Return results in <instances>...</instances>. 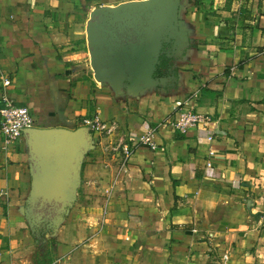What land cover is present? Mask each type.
Listing matches in <instances>:
<instances>
[{
  "label": "crops",
  "instance_id": "crops-1",
  "mask_svg": "<svg viewBox=\"0 0 264 264\" xmlns=\"http://www.w3.org/2000/svg\"><path fill=\"white\" fill-rule=\"evenodd\" d=\"M132 1L0 0V106L29 108L37 128H114L91 132L47 261L26 215V138L0 136V264H264V0H181L167 82L115 86L95 77L87 26L94 9ZM177 101L213 123L182 134ZM85 183L94 197L79 209Z\"/></svg>",
  "mask_w": 264,
  "mask_h": 264
},
{
  "label": "water",
  "instance_id": "water-1",
  "mask_svg": "<svg viewBox=\"0 0 264 264\" xmlns=\"http://www.w3.org/2000/svg\"><path fill=\"white\" fill-rule=\"evenodd\" d=\"M181 0H141L101 7L87 26L91 66L115 86L162 85L156 77L163 49L182 48ZM32 175L26 215L35 232L52 236L73 206L84 160L94 147L89 127L31 128L24 132ZM50 234V235H49Z\"/></svg>",
  "mask_w": 264,
  "mask_h": 264
},
{
  "label": "built area",
  "instance_id": "built-area-1",
  "mask_svg": "<svg viewBox=\"0 0 264 264\" xmlns=\"http://www.w3.org/2000/svg\"><path fill=\"white\" fill-rule=\"evenodd\" d=\"M11 81L9 79H3V87L10 86ZM88 127L92 133L98 132L100 135L113 133V127H107L103 122L95 119L92 122H87ZM213 123L211 116L201 114L188 107L185 102L177 101L175 103L172 126L181 132L186 134L193 127H201L210 125ZM36 127V122L32 112L27 107L16 106L6 95L2 98V105L0 106V136L5 144H14L19 141L27 129ZM212 138H209L211 140ZM148 138H144L142 141L146 142ZM116 147L113 149L117 151L121 149L123 154V161L127 162L133 154L132 147L129 145L125 138L117 140ZM155 149L154 145L151 146ZM215 152H210V157H213ZM208 166L211 163L208 162ZM6 194L0 192V204L2 198Z\"/></svg>",
  "mask_w": 264,
  "mask_h": 264
},
{
  "label": "rangeland",
  "instance_id": "rangeland-1",
  "mask_svg": "<svg viewBox=\"0 0 264 264\" xmlns=\"http://www.w3.org/2000/svg\"><path fill=\"white\" fill-rule=\"evenodd\" d=\"M82 190H83V196L84 197L87 196V199L82 198L81 205L80 204L77 205V206H79V209H84V208L89 207V206H87V203H91L92 202L91 199H89V198H93L94 197L93 195L87 194L88 191H87L86 183L82 187ZM85 210H87V213H88V209H85ZM35 239L39 242V244H38L39 247L37 249V253H39L40 258L44 257L45 261L53 259L55 239L54 238H52V239H47V238L43 239L42 235L40 233L39 234L36 233Z\"/></svg>",
  "mask_w": 264,
  "mask_h": 264
},
{
  "label": "flooded vegetation",
  "instance_id": "flooded-vegetation-1",
  "mask_svg": "<svg viewBox=\"0 0 264 264\" xmlns=\"http://www.w3.org/2000/svg\"><path fill=\"white\" fill-rule=\"evenodd\" d=\"M171 53V48L169 46H166L164 49H163V54L160 58V61H161V66L159 67V70L156 74V77H159V78H162L164 77V74L162 73V69L163 68H166V65H169L172 61L171 60H167V56H169ZM167 60V61H166ZM160 72V74H159Z\"/></svg>",
  "mask_w": 264,
  "mask_h": 264
},
{
  "label": "trees",
  "instance_id": "trees-1",
  "mask_svg": "<svg viewBox=\"0 0 264 264\" xmlns=\"http://www.w3.org/2000/svg\"><path fill=\"white\" fill-rule=\"evenodd\" d=\"M158 70H159V69H158ZM159 74H160V72H159ZM38 233H40V234L42 235V238L45 239V238H47L46 236H47V234H48L49 232H45L44 230H41V231L38 232Z\"/></svg>",
  "mask_w": 264,
  "mask_h": 264
}]
</instances>
